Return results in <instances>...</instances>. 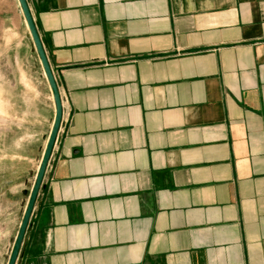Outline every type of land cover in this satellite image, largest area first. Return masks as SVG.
Segmentation results:
<instances>
[{
  "label": "crops",
  "instance_id": "1",
  "mask_svg": "<svg viewBox=\"0 0 264 264\" xmlns=\"http://www.w3.org/2000/svg\"><path fill=\"white\" fill-rule=\"evenodd\" d=\"M6 2L0 264L56 114ZM26 2L62 121L16 264H264V0Z\"/></svg>",
  "mask_w": 264,
  "mask_h": 264
},
{
  "label": "water",
  "instance_id": "2",
  "mask_svg": "<svg viewBox=\"0 0 264 264\" xmlns=\"http://www.w3.org/2000/svg\"><path fill=\"white\" fill-rule=\"evenodd\" d=\"M22 14L24 16V19L26 21V24L28 26L29 32H30V36L31 39L33 41V44L35 46L36 52L39 56V59L41 61V64L43 66L46 78L49 82L52 94H53V98H54V103H55V109H56V114H55V119H54V123H53V128L52 131L50 133L49 139H48V143L44 152V155L42 157L38 172L36 174V179L34 182V185L32 187L30 196H29V201L22 219V223L19 229V232L17 234L16 240L14 242V246L8 261V264H16L17 258L19 256L20 253V249H21V245L23 243L24 237H25V233L26 230L28 228L29 225V221L33 212V208L39 193V190L41 188L42 182H43V178L46 172V168L48 166L51 154H52V150L58 135V131L60 129V125H61V121H62V103H61V99H60V95H59V91L57 88V84L54 78V75L50 69L48 60L46 58L44 49L42 47L38 32L36 30L33 18L31 16L30 10L28 8L27 2L26 0H18Z\"/></svg>",
  "mask_w": 264,
  "mask_h": 264
},
{
  "label": "rangeland",
  "instance_id": "3",
  "mask_svg": "<svg viewBox=\"0 0 264 264\" xmlns=\"http://www.w3.org/2000/svg\"><path fill=\"white\" fill-rule=\"evenodd\" d=\"M11 9H12V6H11L10 2H6V0H0V50L5 49V48H15L14 47L15 44L12 45L11 47L10 46L8 47L5 44L4 39H3V37H4L3 34L5 33V26H6V24H8L9 19H10ZM12 53H14V51H10V50L4 51L3 55H1V53H0V80L1 79H7V80L15 79L14 78L15 74H12L11 69L9 67V65H10L9 59H11L13 57ZM13 246H14V244H13ZM11 252H12V250H11ZM10 255H11V253H10ZM10 255L8 258L7 257L5 258V261L7 259V264H8Z\"/></svg>",
  "mask_w": 264,
  "mask_h": 264
}]
</instances>
